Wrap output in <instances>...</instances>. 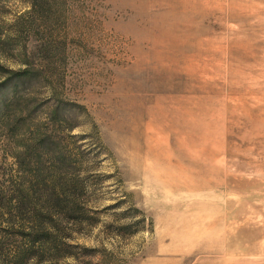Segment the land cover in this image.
I'll use <instances>...</instances> for the list:
<instances>
[{"label": "rangeland", "instance_id": "1", "mask_svg": "<svg viewBox=\"0 0 264 264\" xmlns=\"http://www.w3.org/2000/svg\"><path fill=\"white\" fill-rule=\"evenodd\" d=\"M0 264H264V0H0Z\"/></svg>", "mask_w": 264, "mask_h": 264}, {"label": "trees", "instance_id": "2", "mask_svg": "<svg viewBox=\"0 0 264 264\" xmlns=\"http://www.w3.org/2000/svg\"><path fill=\"white\" fill-rule=\"evenodd\" d=\"M63 191H64V193H66V189H63ZM59 199H60V198H59ZM59 199H57V198H56L55 200L53 199L55 205H56V204H57V205L60 204V205H58V206H62V205H65V206H66V204H67L68 202H66L65 199H67V198H65L64 201H63L62 199H60V201L66 202L65 204H62V203L59 201ZM19 203H20V202H19ZM22 203H23V202L20 203V207H19V208H20V209H26L24 206H22ZM37 217H38L39 220L44 219L41 215H37Z\"/></svg>", "mask_w": 264, "mask_h": 264}]
</instances>
